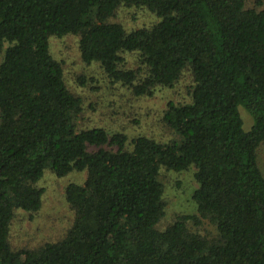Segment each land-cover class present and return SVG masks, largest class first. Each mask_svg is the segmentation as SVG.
<instances>
[{"label": "trees", "instance_id": "16d2710c", "mask_svg": "<svg viewBox=\"0 0 264 264\" xmlns=\"http://www.w3.org/2000/svg\"><path fill=\"white\" fill-rule=\"evenodd\" d=\"M122 7L157 21L127 30L112 21ZM68 35L84 65L134 97L189 77L185 100L168 102L163 114L169 142L78 128L83 103L49 51V38ZM239 108L252 119L247 132ZM262 145L260 1L0 0V264H264ZM192 168L196 215L158 230L161 171ZM46 170L57 178L86 172L65 189L72 224L59 241L13 248L15 213L40 210Z\"/></svg>", "mask_w": 264, "mask_h": 264}, {"label": "rangeland", "instance_id": "374dc122", "mask_svg": "<svg viewBox=\"0 0 264 264\" xmlns=\"http://www.w3.org/2000/svg\"><path fill=\"white\" fill-rule=\"evenodd\" d=\"M256 1L246 0L248 7ZM112 21L120 22L127 30L149 28L156 21L150 12L135 8H119ZM78 38L65 36L49 38L51 56L61 62L64 82L74 95L81 98L83 111L78 121L79 129L103 128L112 133H122L128 140L146 136L161 143H167L173 135L164 125L162 118L166 105L173 101L183 102L186 98L189 77L185 74L174 88H160L148 97H134L128 90L118 86L110 87L96 66H86L80 61L77 51ZM133 56H127V66H134ZM80 80L83 83L80 84ZM244 131L252 127V119L244 108H239ZM259 167L264 175V145L258 151ZM194 169L175 173L161 171L159 179L164 186L163 218L156 225L163 230L177 216L196 215V205L191 197L196 189ZM86 172H72L63 178H57L49 170L44 171L37 187L43 191L42 206L35 214L17 211L11 224L10 243L13 248H34L47 242L59 241L70 228L73 213L65 201V189L69 184H82ZM192 231L201 234L211 232L206 224L195 227L188 223Z\"/></svg>", "mask_w": 264, "mask_h": 264}]
</instances>
